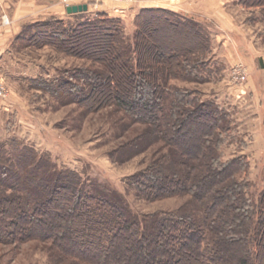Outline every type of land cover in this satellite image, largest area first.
<instances>
[{
	"label": "trees",
	"instance_id": "trees-1",
	"mask_svg": "<svg viewBox=\"0 0 264 264\" xmlns=\"http://www.w3.org/2000/svg\"><path fill=\"white\" fill-rule=\"evenodd\" d=\"M254 2L264 5V0ZM193 22L169 9H141L132 46L122 21L104 13L74 27L47 18L29 30L31 40L38 37L61 49L65 44L67 51L78 49L99 62L103 77L83 74L92 82L88 95L106 96L135 122L154 126V133L175 148L182 171L151 169L135 176L131 185L137 195L148 201L190 195L202 208V219L164 213L143 228L124 202L84 191L77 173L23 146L12 154L0 150L1 238L44 242L85 264H264V189L251 202L247 182L237 178L247 170L245 159H221L226 113L185 89L170 88V99L163 95L166 79H198L210 40L194 29L198 46L182 52L164 48L154 37L161 29H192ZM73 88L70 81L58 84L71 96ZM84 97L78 101L84 103Z\"/></svg>",
	"mask_w": 264,
	"mask_h": 264
},
{
	"label": "rangeland",
	"instance_id": "rangeland-1",
	"mask_svg": "<svg viewBox=\"0 0 264 264\" xmlns=\"http://www.w3.org/2000/svg\"><path fill=\"white\" fill-rule=\"evenodd\" d=\"M59 1L67 4L69 0ZM85 1L97 7L133 5L141 0ZM159 1L187 5L196 21L192 29L171 33L167 28L161 29L162 34L154 37L156 42L182 52L191 48L190 52L198 46L194 29L210 40V52L200 58L205 59V67L195 73L198 79H166L163 95L170 99L172 88L185 89L192 92L191 97L213 102L226 113L228 130L221 135V159H245L247 170L237 178L247 182V197L255 202L264 189V5L255 4L254 0H247L248 4L244 0ZM139 11L131 17H112L122 21L128 46L133 44L134 19ZM100 13L103 12L85 11L64 21L66 26L74 27ZM43 18L36 16L22 24L18 40L12 43L15 69L8 81L0 76L8 89L0 102L7 104L8 99L12 100L13 88L19 97V103H8V108L0 109L1 153L12 154L23 146L33 148L57 166L77 173L84 191L104 193L124 202L131 217L143 228L164 213L186 214L201 220L202 208L190 195L153 201L137 195L131 185L135 176L151 169L182 171L183 167L176 164L175 148L154 133V126L135 122L106 96L88 95L92 82L86 83L83 74L100 72L103 77L105 68L99 62L75 52L78 49L67 51L65 44L61 49L38 37L31 40L34 32L29 29L47 19ZM163 33L166 38L160 39ZM146 54L150 57L153 51ZM64 81L73 84L74 96L58 89ZM82 95L88 97L84 103L78 101ZM0 264L85 263L60 255L44 242L0 237Z\"/></svg>",
	"mask_w": 264,
	"mask_h": 264
},
{
	"label": "crops",
	"instance_id": "crops-1",
	"mask_svg": "<svg viewBox=\"0 0 264 264\" xmlns=\"http://www.w3.org/2000/svg\"><path fill=\"white\" fill-rule=\"evenodd\" d=\"M154 1V2H153ZM152 3L147 0H141L138 4L120 5L108 4L105 6L93 7L85 0H69L67 4L61 3L59 0H0V76L6 78L8 81L9 75L15 69L14 53L12 51V43L18 40L22 24L29 22L30 19L36 16L45 18L66 19L81 15L82 12L67 14L66 6L70 5H87V13L103 12L111 17H131L136 10L162 8L169 9L180 14L186 19L196 21V16L189 11L188 6H173L171 4H164L162 1L153 0ZM180 7V8H177ZM85 12V11H84ZM5 17V20H4ZM14 65V66H13ZM10 99L7 100L9 104L12 102L19 103L14 88L11 89ZM16 99V100H15ZM0 102V109L5 110L9 104Z\"/></svg>",
	"mask_w": 264,
	"mask_h": 264
},
{
	"label": "built area",
	"instance_id": "built-area-1",
	"mask_svg": "<svg viewBox=\"0 0 264 264\" xmlns=\"http://www.w3.org/2000/svg\"><path fill=\"white\" fill-rule=\"evenodd\" d=\"M110 1H114V2H125V3H127V2H131L132 0H110ZM4 20H5V17H4ZM7 93H8L7 86L0 79V100L5 99V97L7 96Z\"/></svg>",
	"mask_w": 264,
	"mask_h": 264
},
{
	"label": "water",
	"instance_id": "water-1",
	"mask_svg": "<svg viewBox=\"0 0 264 264\" xmlns=\"http://www.w3.org/2000/svg\"><path fill=\"white\" fill-rule=\"evenodd\" d=\"M86 10H87V5L86 4L66 6V13L67 14H72V13H77V12H84Z\"/></svg>",
	"mask_w": 264,
	"mask_h": 264
}]
</instances>
